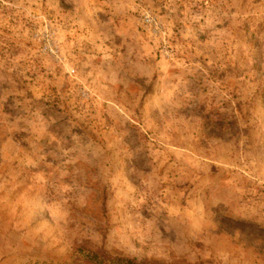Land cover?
Masks as SVG:
<instances>
[{
    "label": "rangeland",
    "instance_id": "rangeland-1",
    "mask_svg": "<svg viewBox=\"0 0 264 264\" xmlns=\"http://www.w3.org/2000/svg\"><path fill=\"white\" fill-rule=\"evenodd\" d=\"M264 264V0H0V264Z\"/></svg>",
    "mask_w": 264,
    "mask_h": 264
},
{
    "label": "trees",
    "instance_id": "trees-1",
    "mask_svg": "<svg viewBox=\"0 0 264 264\" xmlns=\"http://www.w3.org/2000/svg\"><path fill=\"white\" fill-rule=\"evenodd\" d=\"M104 260L109 264H138L136 261L124 257L105 258Z\"/></svg>",
    "mask_w": 264,
    "mask_h": 264
}]
</instances>
